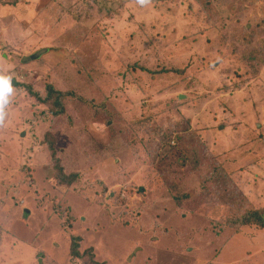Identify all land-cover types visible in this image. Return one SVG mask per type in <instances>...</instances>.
<instances>
[{"label": "rangeland", "instance_id": "rangeland-1", "mask_svg": "<svg viewBox=\"0 0 264 264\" xmlns=\"http://www.w3.org/2000/svg\"><path fill=\"white\" fill-rule=\"evenodd\" d=\"M0 75V264H264V0H0Z\"/></svg>", "mask_w": 264, "mask_h": 264}, {"label": "trees", "instance_id": "trees-1", "mask_svg": "<svg viewBox=\"0 0 264 264\" xmlns=\"http://www.w3.org/2000/svg\"><path fill=\"white\" fill-rule=\"evenodd\" d=\"M168 71H162L160 73H167ZM28 93L31 97L35 98L38 102L49 106V110L53 113L54 117L59 118L65 116L67 113V106L65 104V101L67 99V93H64L62 91L56 90V88L53 85H47L46 87V96L42 99L41 96L38 94L34 93L31 88H28ZM190 131V126L188 125L187 128L185 129V132ZM171 133H164L163 131L160 132V135H163L164 138H169ZM46 139L48 144L50 145V149L52 152L53 158L56 160L57 166L59 167L60 161L57 157V151L55 149V141L56 139L54 136L51 134L46 135ZM194 153V152H193ZM192 162H197L196 160V155L193 156ZM218 173V174H217ZM222 173L221 171H216L215 175L211 172L207 176V182L211 183L216 189H218L221 193V196H226L229 195L230 193L227 194L228 191V182L224 181V177L226 173L224 172L225 175L220 174ZM68 184L72 183V180L67 181ZM217 190V191H218ZM241 224L242 225H253L256 224L262 228H264V214L261 212H255L247 217L241 218ZM79 238H74L72 245H71V255L72 257L77 258L79 256L78 252V247H79Z\"/></svg>", "mask_w": 264, "mask_h": 264}, {"label": "clouds", "instance_id": "clouds-1", "mask_svg": "<svg viewBox=\"0 0 264 264\" xmlns=\"http://www.w3.org/2000/svg\"><path fill=\"white\" fill-rule=\"evenodd\" d=\"M11 92L10 77L0 75V108L7 104V94Z\"/></svg>", "mask_w": 264, "mask_h": 264}, {"label": "water", "instance_id": "water-1", "mask_svg": "<svg viewBox=\"0 0 264 264\" xmlns=\"http://www.w3.org/2000/svg\"><path fill=\"white\" fill-rule=\"evenodd\" d=\"M40 55H41V53H38V54L34 55L33 57H30V58L24 59L23 62H30V61H32V60H35V59L39 58Z\"/></svg>", "mask_w": 264, "mask_h": 264}]
</instances>
